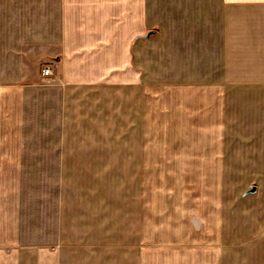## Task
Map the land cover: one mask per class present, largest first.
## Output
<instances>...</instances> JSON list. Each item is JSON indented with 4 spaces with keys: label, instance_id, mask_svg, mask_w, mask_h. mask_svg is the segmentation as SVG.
Returning <instances> with one entry per match:
<instances>
[{
    "label": "crops",
    "instance_id": "1",
    "mask_svg": "<svg viewBox=\"0 0 264 264\" xmlns=\"http://www.w3.org/2000/svg\"><path fill=\"white\" fill-rule=\"evenodd\" d=\"M49 63L55 75L44 77ZM154 64L174 87L257 90L258 115L249 117L259 126L264 0H0V264H264V221L232 242L219 199L207 233L194 211L182 246H151L129 233L134 212L125 223L112 213L110 225L88 224L87 196L61 197L75 184L65 170L101 169L102 130L114 116L149 103ZM143 115L149 127L148 107ZM249 187L241 199L258 193L259 221L264 181Z\"/></svg>",
    "mask_w": 264,
    "mask_h": 264
},
{
    "label": "rangeland",
    "instance_id": "2",
    "mask_svg": "<svg viewBox=\"0 0 264 264\" xmlns=\"http://www.w3.org/2000/svg\"><path fill=\"white\" fill-rule=\"evenodd\" d=\"M171 76H159L154 64L149 103L144 97L133 113L128 107V116L120 112L114 116L102 130L101 169L96 163L97 169L65 170L75 184L62 188L64 192L60 189L61 197L66 189L71 201L73 196L86 195L80 201L87 203L88 224L110 225L112 213L114 220L125 223L123 218L134 212L136 222L129 219L128 231L134 232L136 243L145 240L151 246L165 240L182 246L177 237L188 235L183 228L192 223L194 211L206 225L198 229L193 223L196 231L207 233L213 200L219 199L231 211L232 242L240 234L244 241L245 227L258 228V222L264 221L260 217L258 221V193L241 199L246 188L264 181V121L258 126V116L249 117L258 115V91L174 87L168 81ZM147 107L149 127L143 115ZM95 144L100 146L99 139ZM38 188L46 191L45 186ZM142 212L150 214L143 220L149 226L142 227V219L137 224ZM77 214L72 213V222ZM219 229L222 232L221 225ZM244 250L248 255L254 252L247 246Z\"/></svg>",
    "mask_w": 264,
    "mask_h": 264
},
{
    "label": "built area",
    "instance_id": "3",
    "mask_svg": "<svg viewBox=\"0 0 264 264\" xmlns=\"http://www.w3.org/2000/svg\"><path fill=\"white\" fill-rule=\"evenodd\" d=\"M42 74L44 77L51 76L54 74V66L52 64H46L43 67Z\"/></svg>",
    "mask_w": 264,
    "mask_h": 264
},
{
    "label": "water",
    "instance_id": "4",
    "mask_svg": "<svg viewBox=\"0 0 264 264\" xmlns=\"http://www.w3.org/2000/svg\"><path fill=\"white\" fill-rule=\"evenodd\" d=\"M155 33H156V31L151 30V31L148 32V34L145 37H149V36H151V35H153ZM141 38H144V36L141 37ZM253 191H255V187L251 188L248 192H253Z\"/></svg>",
    "mask_w": 264,
    "mask_h": 264
},
{
    "label": "trees",
    "instance_id": "5",
    "mask_svg": "<svg viewBox=\"0 0 264 264\" xmlns=\"http://www.w3.org/2000/svg\"><path fill=\"white\" fill-rule=\"evenodd\" d=\"M141 38V37H140Z\"/></svg>",
    "mask_w": 264,
    "mask_h": 264
}]
</instances>
